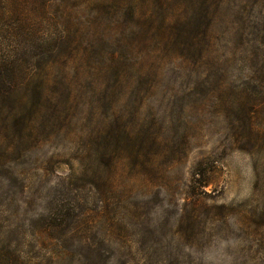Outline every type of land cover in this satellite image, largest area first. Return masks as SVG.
Listing matches in <instances>:
<instances>
[{
  "label": "rangeland",
  "instance_id": "rangeland-1",
  "mask_svg": "<svg viewBox=\"0 0 264 264\" xmlns=\"http://www.w3.org/2000/svg\"><path fill=\"white\" fill-rule=\"evenodd\" d=\"M0 264H264V0H0Z\"/></svg>",
  "mask_w": 264,
  "mask_h": 264
},
{
  "label": "trees",
  "instance_id": "trees-1",
  "mask_svg": "<svg viewBox=\"0 0 264 264\" xmlns=\"http://www.w3.org/2000/svg\"><path fill=\"white\" fill-rule=\"evenodd\" d=\"M0 76H1V74H0ZM5 94H6V93H5ZM5 94H4V92L1 91V89H0V96H4Z\"/></svg>",
  "mask_w": 264,
  "mask_h": 264
}]
</instances>
